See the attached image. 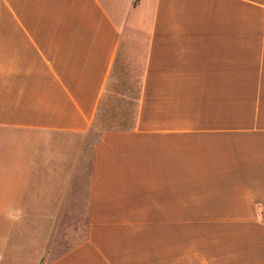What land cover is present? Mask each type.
Returning <instances> with one entry per match:
<instances>
[{"label": "crops", "instance_id": "obj_1", "mask_svg": "<svg viewBox=\"0 0 264 264\" xmlns=\"http://www.w3.org/2000/svg\"><path fill=\"white\" fill-rule=\"evenodd\" d=\"M0 264H264V0H0Z\"/></svg>", "mask_w": 264, "mask_h": 264}, {"label": "rangeland", "instance_id": "obj_2", "mask_svg": "<svg viewBox=\"0 0 264 264\" xmlns=\"http://www.w3.org/2000/svg\"><path fill=\"white\" fill-rule=\"evenodd\" d=\"M136 78H137V74L135 73V74H134V79H136ZM135 82H136V81H133V84H134L135 90H137V89H136V88H137V86H136L137 84H136Z\"/></svg>", "mask_w": 264, "mask_h": 264}, {"label": "trees", "instance_id": "obj_3", "mask_svg": "<svg viewBox=\"0 0 264 264\" xmlns=\"http://www.w3.org/2000/svg\"><path fill=\"white\" fill-rule=\"evenodd\" d=\"M262 213H263L262 211H259V215H261V216H262Z\"/></svg>", "mask_w": 264, "mask_h": 264}]
</instances>
